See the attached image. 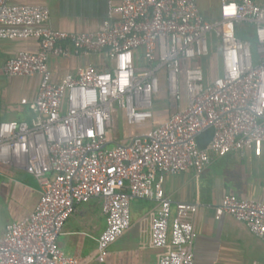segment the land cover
I'll return each instance as SVG.
<instances>
[{"label":"built area","instance_id":"1","mask_svg":"<svg viewBox=\"0 0 264 264\" xmlns=\"http://www.w3.org/2000/svg\"><path fill=\"white\" fill-rule=\"evenodd\" d=\"M239 24L253 25L256 55ZM0 38L37 39V51H18L4 71L41 77L31 122L0 121V161L40 184L35 209L0 236V264H81L57 238L76 205L94 197L104 199L107 216L98 259L130 227L131 199L146 198L158 202L150 245L161 250L159 264H194L199 204L177 202L172 215L161 181L201 172L212 154L244 155L264 143V4L220 0L218 17L208 20L197 0L110 1L101 29L77 32L53 28L46 4L0 0ZM89 54L104 56L102 66L55 78L53 57ZM162 104L161 122L109 145L115 113L145 125ZM209 127L214 134L200 147L197 136ZM219 208L264 242V197L226 193Z\"/></svg>","mask_w":264,"mask_h":264},{"label":"crops","instance_id":"2","mask_svg":"<svg viewBox=\"0 0 264 264\" xmlns=\"http://www.w3.org/2000/svg\"><path fill=\"white\" fill-rule=\"evenodd\" d=\"M46 4L50 10V25L68 31H95L103 26L110 1L117 6L121 0H30ZM220 1V0H219ZM264 4V0H259ZM198 6L199 1L197 0ZM200 12L214 20L211 7ZM219 13V10H218ZM119 16L116 15L115 18ZM38 40L0 38V121L31 122L33 112L29 102L38 91L40 75L9 76L4 71L7 60L20 50L37 51ZM101 54L53 57L50 67L57 80L85 64L102 66ZM158 105L153 124L161 122L167 112ZM129 125L123 137L111 135L109 145L125 141L129 135L145 129ZM214 129L209 127L198 134L200 147H206ZM172 202V215L180 201L197 202L194 218L196 238L192 245L194 264H264V242L251 232L248 225L222 212L219 208L226 193L240 197H264V143L254 145L242 155L239 151L212 154L210 163L201 171L189 169L169 173L161 181ZM38 180L22 168L0 161V236L9 223L30 215L39 201ZM104 199L94 197L78 203L68 217L57 238L58 247L67 255L75 256L81 264H159L160 249L150 245V220L158 208L153 199L132 198L131 225L128 230L105 251L103 260L97 258L98 237L107 226ZM1 219H4L1 221Z\"/></svg>","mask_w":264,"mask_h":264},{"label":"rangeland","instance_id":"3","mask_svg":"<svg viewBox=\"0 0 264 264\" xmlns=\"http://www.w3.org/2000/svg\"><path fill=\"white\" fill-rule=\"evenodd\" d=\"M199 1V6L201 9H204L206 7H211V10L213 11V15H217L218 14V10H219V4L220 1L219 0H198ZM239 27L244 28V24H239ZM246 31V34L244 32H242V34L244 35L243 37L249 39L251 41L252 47H253V51H254V55H256V39L255 37L251 34V31L254 29L253 25H249L248 28H244ZM208 57L206 56L205 59H207ZM139 62H141V59L139 60ZM142 125H137V126H131L134 128H139ZM129 125L126 123V121L123 119L122 115L119 113V115H117L116 113L114 114V135L115 136H119V137H123L125 136V134H127V130H128ZM111 146V145H110ZM4 219H1V221H3Z\"/></svg>","mask_w":264,"mask_h":264},{"label":"trees","instance_id":"4","mask_svg":"<svg viewBox=\"0 0 264 264\" xmlns=\"http://www.w3.org/2000/svg\"><path fill=\"white\" fill-rule=\"evenodd\" d=\"M238 35L241 36V37L244 36V35L242 34V32H238ZM161 106H162V108H163L162 110L165 111V110H166V107H167V104H162ZM152 124H153V123H148V124H145V126H143V127H145V128H149L150 126H152Z\"/></svg>","mask_w":264,"mask_h":264}]
</instances>
